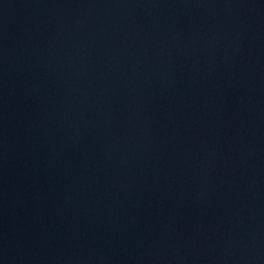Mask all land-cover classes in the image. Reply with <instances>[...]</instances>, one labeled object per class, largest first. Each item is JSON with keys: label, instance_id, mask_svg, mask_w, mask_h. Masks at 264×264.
<instances>
[{"label": "water", "instance_id": "water-1", "mask_svg": "<svg viewBox=\"0 0 264 264\" xmlns=\"http://www.w3.org/2000/svg\"><path fill=\"white\" fill-rule=\"evenodd\" d=\"M0 264H264V0H0Z\"/></svg>", "mask_w": 264, "mask_h": 264}]
</instances>
